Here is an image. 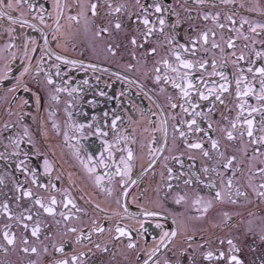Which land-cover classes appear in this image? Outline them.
<instances>
[{"label":"snow or ice","instance_id":"snow-or-ice-1","mask_svg":"<svg viewBox=\"0 0 264 264\" xmlns=\"http://www.w3.org/2000/svg\"><path fill=\"white\" fill-rule=\"evenodd\" d=\"M81 29L150 85L61 54ZM0 41V264H264V2L0 0ZM77 71L116 108L74 119Z\"/></svg>","mask_w":264,"mask_h":264},{"label":"flooded vegetation","instance_id":"flooded-vegetation-1","mask_svg":"<svg viewBox=\"0 0 264 264\" xmlns=\"http://www.w3.org/2000/svg\"><path fill=\"white\" fill-rule=\"evenodd\" d=\"M261 2H264V0H261ZM230 7H235L236 12L239 15H246L248 16L250 19H262L260 17H258L255 13H247L245 12L243 9H240L238 6H230ZM237 16V19H238ZM45 31H47V29H45ZM33 35H37L36 33H31ZM89 36L90 34H85L83 32V29H81L80 35L77 37L76 39V48H72L71 47V41H69V48L67 51H62L60 49H56L58 52H61V54L63 55H67L71 58H82L85 59V61L87 62L89 60V58H91V62H95V63H100L101 67H107L110 69V71L112 72H121V74L127 75L129 76V78L131 79H136L138 83H148L150 85V81H144L143 78L140 76V73H124L123 70L119 67V63H123L127 61V57H125L124 61H118V60H111V61H105L103 54L101 52L99 57H96L93 55L92 50L89 48ZM2 42V41H0ZM42 43V41H40ZM54 47V45H53ZM102 48V42L97 43V51H100ZM84 53V55L82 56L81 54ZM71 75L75 76V80L74 81H70L71 84H73V86H81V87H85L86 91L85 93L82 94V99L81 101H79L77 103V107L76 109H73L75 115H74V119L78 120V121H82L84 119L83 115L81 114V112H87L89 115H91L93 112H102L105 109H111V108H116V103L115 101L109 102L105 97H100V96H95V92L96 91H100L103 90L105 92H107L109 95H112L114 93V91H119L121 90V88L125 87L126 85L121 84L119 81H115L114 77H110L108 74L106 73H91L90 71L88 73L82 72V71H77L74 73H70ZM99 76L100 80L97 81L96 77ZM138 77H140L138 79ZM84 78H87L89 80V85L88 86H82V85H78L77 81L82 80ZM113 84V88L109 89L106 85L107 84ZM132 94H135L136 89L133 87L131 89ZM70 99L67 94H61V101L58 105H53V108L58 109V115H57V119L58 122L61 125V128L63 129L64 123H65V114H64V101ZM91 99H95L98 102V107L96 109L91 108L90 106H88L85 101L86 100H91ZM159 102H163L162 99L159 100ZM138 103H142L145 107L148 106L149 101H147L146 99L142 100V101H138ZM125 107H127L126 103H125ZM80 110V111H77ZM119 111V110H118ZM131 111V110H129ZM121 114L123 115V112H121ZM135 115V114H134ZM138 118V117H137ZM30 122V121H29ZM144 126V122H141V127ZM33 127H35L33 125ZM132 127H136V125H132ZM49 128H50V124H49ZM169 135L171 136V129L169 130ZM50 139L52 143H57V141H59L61 138L60 137H55V135L53 133L50 132ZM169 154V153H166ZM171 154H175V153H171ZM55 160L60 161L61 164H63V159H70L69 157L65 156L63 159H61V155H60V149L57 148L56 149V156L54 157ZM186 159V158H185ZM187 163V161H186ZM198 163V161H197ZM66 170H70L68 169V165H64ZM178 167V166H177ZM139 169V165H137L136 171L138 172ZM159 171V168L157 169ZM135 178V176H134ZM159 180V175H156L155 180H151L149 177H145L144 180L141 183V187H147L149 183H152L153 185L155 184L156 181ZM78 188H82L84 187V183L82 181H78ZM186 191H188L187 189H185ZM140 191L139 188H136L135 186L130 189V192H132V196H135L138 192ZM92 190L90 188L86 189L85 194L87 195L88 193H91ZM77 197L79 196V191L74 193ZM132 196L128 197V207H129V211L130 212H136L138 211L137 206L135 203L132 202ZM92 197L94 199L97 200H103L104 198L102 196H98L95 193H92ZM78 203L81 204V206L83 205L82 201L78 200ZM102 206H108L109 211L111 212L112 210H117L120 211V209L117 208V206L114 203V200L112 201H107L106 205H102ZM169 207L171 208H175L178 211H185V207H178L175 205H170ZM231 210L234 211H242L244 212V214H246V209H240V208H233ZM188 214H192L191 212H189ZM91 215V213H90ZM239 222V221H237ZM124 223H133V221H124ZM171 226V220H168L166 223V227ZM202 227H207V225H200ZM226 231L224 233H221V235H225ZM248 243H251V240L248 241ZM243 257L247 260V261H251L252 255L249 253L246 245L244 247V252H243ZM18 257H12L13 261L18 260Z\"/></svg>","mask_w":264,"mask_h":264}]
</instances>
